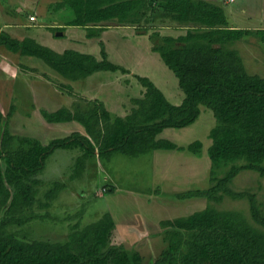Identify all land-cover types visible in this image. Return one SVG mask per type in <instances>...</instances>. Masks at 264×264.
<instances>
[{"label":"trees","instance_id":"obj_1","mask_svg":"<svg viewBox=\"0 0 264 264\" xmlns=\"http://www.w3.org/2000/svg\"><path fill=\"white\" fill-rule=\"evenodd\" d=\"M73 11L70 26L83 27L88 37H99L110 21L137 23L148 14L186 27L185 33L161 35L152 50L157 52L178 80L184 93L180 104L172 103L148 77L138 76L143 87L140 97L132 98L125 116H112L102 102L89 107L74 105L55 111L41 109L48 123L77 122L84 133L52 139L48 144L24 135L13 134L4 121L13 114L11 106L4 116L0 111V264H145L139 250L127 248L118 239L110 212L94 222L69 226L64 239L28 237L23 228L46 218L38 209L50 208L65 186L56 181L39 196L40 179L46 160L56 149L77 150L70 179L82 176L94 157H110L114 152L139 156L155 150L190 151L201 155L202 142L184 147L158 138L167 128L182 129L199 117L201 105L212 110L216 124L209 132L207 149L211 161L210 187L176 193L179 199L203 197L208 206L190 215L160 221L166 247L155 264H264V212L255 195L248 194L249 222L239 211H220L211 206L222 193L232 198L228 185L242 170L264 176V77L250 74L234 43L245 36H261L264 29L230 27L224 8L205 0H61ZM58 5V6H59ZM137 14L140 16L137 17ZM0 44L13 52L42 59L70 81H78L99 71H124L108 60L68 49L61 53L43 46L33 38L18 40L6 33ZM60 88L71 89L61 84ZM238 162V164H236ZM230 166L223 176L216 170ZM116 191L115 185L104 194ZM113 237H115L113 239Z\"/></svg>","mask_w":264,"mask_h":264},{"label":"rangeland","instance_id":"obj_2","mask_svg":"<svg viewBox=\"0 0 264 264\" xmlns=\"http://www.w3.org/2000/svg\"><path fill=\"white\" fill-rule=\"evenodd\" d=\"M57 1L0 0V17L8 12L19 15L27 25L23 23L26 34L35 35L37 43L59 53L79 49L100 60V49L102 51L104 48L108 60L119 64L124 71H99L83 80L70 81L42 59L24 58L22 56L25 55L19 52L8 53L6 46L0 44V111L5 116L11 106L14 108L3 127L7 123L13 134L36 138L45 145L74 131L84 133L77 122L48 123L40 110L55 111L74 105L86 108L94 102H102L113 117L125 116L132 107V98L142 95L143 87L138 82V76L151 79L172 103H181L184 93L179 88L177 78L152 48L159 43L161 35H178L184 33L186 27L166 18L149 22L147 12L137 23L121 25L110 21L105 29L111 35L109 39L105 38L107 44L100 36L94 41H87L83 28L67 26L74 17L72 9L60 7ZM218 4L223 6L230 25L258 27L264 22V0H220ZM233 46L242 56L248 73L264 77V42L261 36L255 34L238 40ZM2 68L7 77L16 79L15 82L7 83L9 80L3 75ZM23 75L35 86L34 97L32 92L30 97L23 86ZM61 84L71 85L72 88L62 89L59 87ZM200 109V115L192 125L182 129L167 128L158 137L184 147L201 141L204 146L200 157L186 150H155L139 156L114 152L110 157L90 159L86 172L72 180L70 175L80 152L56 149L37 175L41 181L39 196L43 198L56 181L65 186L50 208L38 209L41 215L48 214L44 220L39 217L15 229L29 230L26 232L28 237L61 240L68 233L70 225L79 221L83 226L110 212L122 230H126L128 220L131 223L138 220L140 228L147 230V236L137 237L132 243L143 254L145 264H155L152 263L153 258L159 257L166 247L159 238L158 229L161 227L159 224L156 226V222L187 216L208 206L206 198H187L184 201L175 196L176 192L203 190L211 184V161L207 149L211 144L209 132L216 120L211 109L205 105H201ZM231 165L216 170L217 175L223 176ZM109 185H115L116 191L104 194V189ZM228 187L235 193H244L243 196L232 198L222 193V200L212 201L211 206L220 211H239L251 223L248 194H253L264 212V176L255 171L242 170ZM117 238V243L122 241L120 237Z\"/></svg>","mask_w":264,"mask_h":264},{"label":"crops","instance_id":"obj_3","mask_svg":"<svg viewBox=\"0 0 264 264\" xmlns=\"http://www.w3.org/2000/svg\"><path fill=\"white\" fill-rule=\"evenodd\" d=\"M59 1H61V0H59ZM59 1H57V2H59ZM205 1H209V2H214V3H217L218 4V2L220 1V0H205ZM230 1V0H229ZM234 1V0H233ZM7 15H2L1 17H0V23H1V25H0V31H2L1 32V34L2 33H6V34H8L9 36H11L12 38H15V39H18V40H23L24 38H33L34 40H35V35H32V36H30V35H28V34H26V32L24 31V28H23V23H24V25L25 26H27L26 24H25V22H23L22 21V19L20 18V16L19 15H12L10 12H8V13H6ZM11 18L14 20V21H12L11 20ZM24 20V19H23ZM229 21V20H228ZM264 23V22H263ZM262 23V24H263ZM229 24H230V21H229ZM233 24V23H232ZM230 25V27H234V28H241V29H248V30H257V29H264V27H262V24H259V26L258 27H249V26H239V25H236V24H234V25ZM67 26H70V25H67ZM76 28V27H78V26H70V28ZM81 28H83V27H81ZM76 29H78V28H76ZM85 31H86V29L85 28H83ZM185 31H186V29H185ZM113 32V31H112ZM110 31L109 30H104L101 34H100V39H102L103 41H104V44L106 43L107 44V42L105 41V38H108L109 39V37L111 36L110 34ZM185 33V32H184ZM1 34H0V36H1ZM180 34H182V33H180ZM85 39L87 40V41H94L95 39H97L98 37H88L87 36V31H86V33H85ZM247 37H251V35L250 36H245L244 38H242V40H245V38H247ZM101 44V43H100ZM106 47V46H105ZM51 49V48H50ZM8 50V49H7ZM53 50V49H52ZM76 51H81V50H79V49H75ZM65 51V50H64ZM153 51V50H152ZM16 53V52H13V51H9L8 50V53ZM57 52V51H56ZM82 52V51H81ZM105 52L107 53V51L105 50ZM154 52V51H153ZM20 53V52H19ZM83 53H85V52H83ZM154 53H157V52H154ZM88 54V53H87ZM90 54V53H89ZM158 54V53H157ZM102 54H101V49H100V56H101ZM159 55V54H158ZM22 57H24V58H29V57H34V56H28V55H25V56H22ZM107 57H108V53H107ZM101 58H102V56H101ZM100 58V59H101ZM40 59V58H39ZM27 60V59H26ZM163 62V61H162ZM164 63V62H163ZM116 64V63H115ZM117 65H119V64H117ZM166 66V65H165ZM167 67V66H166ZM2 70H3V75L6 77V78H8V79H6V80H9V82H7V83H12V82H15V80L16 79H14V78H12V79H10L9 77H7L6 76V74H5V69H3L2 68ZM108 72H110V71H108ZM11 76V75H10ZM22 77V84H23V86L24 87H26L27 88V93H28V95L31 97V92H32V94H33V96L32 97H34V87L35 86H33L32 85V83L30 82V80L28 79V78H26V76H21ZM68 80V79H67ZM3 80H1V82H2ZM53 92H56L57 93V91H53ZM203 144V143H202ZM211 145V144H210ZM180 146V145H179ZM203 146L204 145H202V151H203ZM168 151H178V150H168ZM185 151V150H184ZM187 151V150H186ZM201 151V152H202ZM188 152H190V151H188ZM192 155H194V156H197V155H195L194 153H192V152H190ZM201 155H202V153H201ZM200 155V156H201ZM200 156H198V157H200ZM189 175H187V176H185V177H188ZM188 190H191V189H188ZM184 190H182V191H179V192H183ZM186 191V190H185ZM179 192H176V193H179ZM175 196H176V194H175ZM177 199H179L178 197H176ZM192 198H203V197H192ZM181 200H187V199H181ZM113 216V218H114V215H112ZM133 216H136V215H133ZM138 218H140V217H138ZM141 219V218H140ZM114 220H115V224H116V231H117V233H118V236L120 237V239L122 240V243L129 249V248H131V247H134V248H136L135 247V245H134V243H132L133 241H136V239H137V237H143L144 235L145 236H147V230H142L141 228H140V226H139V221L137 220V221H135L134 220V222L133 223H131L130 222V220H128L127 221V224L125 225V229L126 230H122L121 228H119V226H118V223H117V221H116V219L114 218ZM161 220H163V219H161ZM161 220H159L158 222H156V226H158V224L160 225V221ZM144 226H145V228L147 227V225L144 223ZM143 226V227H144ZM161 227V226H160ZM159 230V232H158V234H159V238H161V240H162V242H163V238H162V234H163V229L161 228V229H158ZM164 243V242H163ZM165 244V243H164ZM163 244V245H164ZM136 250H139V249H137L136 248ZM140 251V250H139ZM141 252V251H140ZM142 256H143V254H142ZM144 257V256H143ZM157 257H155V258H153V259H156Z\"/></svg>","mask_w":264,"mask_h":264},{"label":"built area","instance_id":"obj_4","mask_svg":"<svg viewBox=\"0 0 264 264\" xmlns=\"http://www.w3.org/2000/svg\"><path fill=\"white\" fill-rule=\"evenodd\" d=\"M230 1H233V0H230ZM34 19V17H32Z\"/></svg>","mask_w":264,"mask_h":264}]
</instances>
